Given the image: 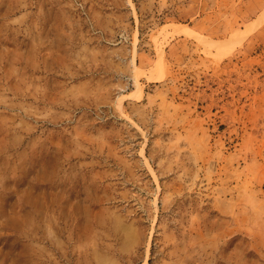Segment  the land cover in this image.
<instances>
[{
    "label": "rangeland",
    "instance_id": "rangeland-1",
    "mask_svg": "<svg viewBox=\"0 0 264 264\" xmlns=\"http://www.w3.org/2000/svg\"><path fill=\"white\" fill-rule=\"evenodd\" d=\"M0 264H264V0H0Z\"/></svg>",
    "mask_w": 264,
    "mask_h": 264
}]
</instances>
